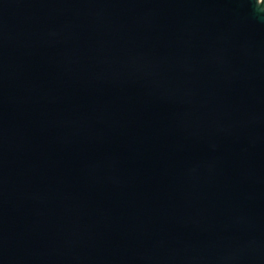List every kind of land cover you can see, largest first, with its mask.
Segmentation results:
<instances>
[{
    "label": "water",
    "instance_id": "water-1",
    "mask_svg": "<svg viewBox=\"0 0 264 264\" xmlns=\"http://www.w3.org/2000/svg\"><path fill=\"white\" fill-rule=\"evenodd\" d=\"M0 264H264V0H0Z\"/></svg>",
    "mask_w": 264,
    "mask_h": 264
}]
</instances>
